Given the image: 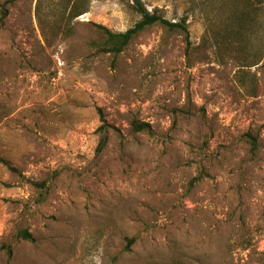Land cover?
Segmentation results:
<instances>
[{
  "label": "rangeland",
  "instance_id": "374dc122",
  "mask_svg": "<svg viewBox=\"0 0 264 264\" xmlns=\"http://www.w3.org/2000/svg\"><path fill=\"white\" fill-rule=\"evenodd\" d=\"M86 1L0 0V264H264V0Z\"/></svg>",
  "mask_w": 264,
  "mask_h": 264
},
{
  "label": "trees",
  "instance_id": "16d2710c",
  "mask_svg": "<svg viewBox=\"0 0 264 264\" xmlns=\"http://www.w3.org/2000/svg\"><path fill=\"white\" fill-rule=\"evenodd\" d=\"M65 2L67 6L69 5V11H67L66 19H65L67 22H69L70 20H74L78 16L87 12L86 0H65ZM135 5H136L135 8L136 12L138 13L140 19L138 22H136L133 25V27L129 28L124 32H119V33L112 32L101 25H94V28L102 36L103 42L100 46L101 52L110 53L113 54L114 56L120 54L138 33L143 31L145 28L151 27L156 24L163 25L168 30L171 31L181 30L187 33V29L186 26L184 25V21H182L181 23L169 22L163 19L162 17L158 16L157 14H155V12L150 13L146 8L141 6L138 0H136ZM6 16H7V12L5 9H3L1 11L0 21L2 22L6 18ZM247 19L248 17H246V20ZM239 23L240 25L242 24L240 18H239ZM100 121L102 122V125L100 126V130L102 134L96 149L97 152H100L105 144V136H103V133L105 131L106 124L103 117H100ZM132 130L134 132H146L150 135L153 134L150 125L143 122L133 121ZM246 137L248 138V142L250 143L251 148L257 149L256 139L250 134H246ZM10 169L15 171L13 168ZM18 237L25 241H32L31 234L26 230L20 231L18 233Z\"/></svg>",
  "mask_w": 264,
  "mask_h": 264
}]
</instances>
